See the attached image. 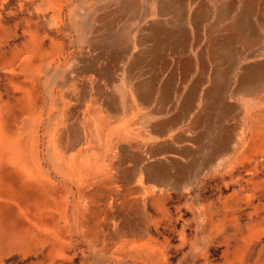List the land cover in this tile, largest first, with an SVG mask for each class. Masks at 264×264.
Returning a JSON list of instances; mask_svg holds the SVG:
<instances>
[{
  "label": "rangeland",
  "instance_id": "1",
  "mask_svg": "<svg viewBox=\"0 0 264 264\" xmlns=\"http://www.w3.org/2000/svg\"><path fill=\"white\" fill-rule=\"evenodd\" d=\"M90 22L99 30L93 47L83 39ZM119 29L172 33L174 53L193 59L187 64V78L179 92L174 90L169 96L167 109L152 99L149 109H162L154 117L139 107L130 113L122 93L105 88L114 109L107 114L103 111L104 116L115 118L117 111L124 121L134 117L136 126L127 130L131 139H122L125 129H119L117 123H107L99 163L68 172L62 179L53 173L45 150V126L60 114L58 95L67 90L59 85L60 75L77 87L71 101L61 99L66 107L62 117L68 120L64 124L80 131L81 122L92 116L94 109L81 105L79 88L86 84L92 100L102 97L93 95L97 75L92 74L89 84L77 71L87 63L102 69L100 36ZM219 40H224L223 53L209 58L210 47ZM260 52H264V0H0V67L3 63L12 66L11 74L0 72V98L16 113L8 125L16 132L22 120H31L38 133L40 167L63 191L61 208L53 209V215L60 218L35 220L3 211L0 226L13 224L25 240L7 246L0 238V264H264V82H258L259 94L251 102L232 93L240 77L260 68L263 62L259 58L249 59ZM19 56H27L28 63L20 70L25 68L23 73L18 69ZM182 66L171 58L168 71L177 73ZM161 74L153 78L155 92L164 82ZM24 79L32 84L26 88L33 100L31 110L16 102L25 87ZM99 85L103 89L101 82ZM195 91L197 106L190 103L184 120L172 126L166 137L141 142L139 130L177 122L182 102L188 105ZM204 95L217 104L213 114L207 113L210 120L199 132L193 119ZM80 133L76 135L77 148L82 142ZM138 140L150 148H165L152 159L144 153V167L163 169V165L173 168L172 172L183 167L186 173L183 185L167 181V193L151 186L148 199L157 198L159 207L144 199V193L135 214L121 209L126 185L123 178L115 176L118 170L110 167L121 161L124 169L131 170ZM107 164L104 172L115 192L106 199L107 204H94L100 214L92 226L96 233H91L90 223L77 220L81 212L93 207L81 199L79 191ZM134 216L135 220L130 219ZM129 242L142 246L130 248Z\"/></svg>",
  "mask_w": 264,
  "mask_h": 264
},
{
  "label": "crops",
  "instance_id": "2",
  "mask_svg": "<svg viewBox=\"0 0 264 264\" xmlns=\"http://www.w3.org/2000/svg\"><path fill=\"white\" fill-rule=\"evenodd\" d=\"M98 32L99 30L97 28H92L91 22L87 23V29H85L83 39L87 40V42H89L88 44L93 47L95 46L94 38H96ZM252 35L254 34H251V36ZM170 36L174 35L161 29H141L138 31L126 29L124 32L122 29L117 31L108 30L100 36L101 39L98 42L101 46H104V65H102V69L87 63L86 66L81 67L77 71V74L81 72L82 76H84L87 81L88 79H92V74L98 76H96L97 79L95 80L93 95L95 97H102L101 99L97 98L92 100L91 95L87 93L86 84L81 85L79 88V94L82 97L81 105L85 108L92 107L94 109V114L86 117L83 123L81 122L80 131L72 128L71 124L66 125L68 120L66 118L64 120L62 117L63 114H66V107L62 104L61 99L68 97V100L71 101L72 97H74V93L77 91V87L74 81L65 78L66 75L61 73V80L58 81L59 85H62V87L66 88L68 91L66 90L62 95H58L60 101L58 114H60L55 116L45 126V135L47 132H51L53 135L55 154L52 161L54 162L56 170L53 169L50 162L51 160L48 159L47 135L45 141L46 161L51 165L53 173L56 176H60L63 179L68 172H80L81 169L85 170L92 162L96 165L99 163L98 160L103 156L106 139L105 132L108 125L107 123L109 122L117 123L118 128L121 130L125 129L124 134L121 136L123 140L131 139L127 134V130L136 126L137 123L134 117L131 116L128 121H124L118 116L117 111H115V118L109 114V119L104 116L103 111L107 114L114 109L112 102L108 99V94L105 93V88H110L115 92L122 93L124 97V99L122 97V100L126 108H128L132 114L139 107L145 110L146 114L154 117L157 114H161L162 109L168 108L170 103L169 96L174 90L179 92V87L185 82L187 72L190 69L187 64L188 62L190 64L193 60H191L189 55L174 53L173 45L176 42L171 41L172 38H170ZM167 37H169L170 40L167 39ZM121 40L125 42V45L122 44ZM222 41L224 40H219L218 43L212 44L210 47L211 50L207 55L209 58L217 57V55L223 53L221 48V44H223ZM35 42L36 41H32V43L36 44ZM171 58L183 64L182 70L177 73L176 71H168ZM256 58H259V60L263 62L260 68L246 78L240 77L235 89L232 90L233 94L242 95L248 102H251V100L253 101V97L259 94L256 93L260 88V86L257 85L258 82H264V52L249 57V59ZM18 59H20L21 63L18 67L20 71L24 63H28L27 56L23 58L19 56ZM10 65L11 63H3L0 67V72L3 71L6 75L11 74L12 66L9 67ZM23 70L20 72L23 73ZM95 71L97 73H95ZM118 71H121V75L117 74ZM160 73H162L160 76L164 78V82L155 92L153 78ZM118 76L121 78H118ZM252 77L253 80L251 79ZM25 78L28 80L27 75H25ZM26 80L24 79L25 87L22 88V94L16 102L21 108L23 107L31 110L32 107L30 102L33 105V100L31 99L32 96H30V92L26 90V88H32V84L30 82L27 84ZM100 82L102 83L103 89L100 88ZM193 89L197 90L196 88ZM190 95L191 100L188 105L185 101L182 102L181 116L177 119V122L176 119L175 122L170 120L163 124L151 126V130L149 131L146 129L139 130L138 134L141 136V142H144V138L154 140L155 138L166 137L167 133L172 129V126L184 120L188 115L187 110H189L190 103L192 102L195 107L197 106V103H195L197 91ZM153 98H155V100L158 99V103L162 109L157 107L149 109V106L152 105ZM215 104H217L215 100L209 99L206 95L198 102L200 110L193 119V124L197 126L196 128L199 129V132L206 122L210 120L207 113L213 114ZM15 118L16 113L12 109V106H9L6 101L0 98V138L7 150L5 156V158H7V163H11L10 165L3 162L4 165L2 164L0 167V220L5 212L12 213L16 217L19 216L21 218L28 216L35 220L47 219L50 217H53L52 220H54V216L60 218V215L57 213L53 215V209L59 210L61 208L59 205L61 200L63 201V191L60 190L57 183L52 182L51 179L47 177V174L40 167L39 153L37 151L38 133L35 125L32 124L31 120H22L20 127L14 129L16 131L14 132L13 127H10L8 124L13 122ZM64 122L66 124H64ZM77 133H80L82 137V142L79 144L80 148L76 147ZM199 137L200 133L197 138ZM115 142L112 143L113 146L117 145ZM141 142L139 140L137 142V152L131 170L127 171L124 169L121 161L113 162L114 164L110 167L111 169L118 170L115 176L123 178L126 185L123 189L124 197L122 198V202H120L121 209L132 210L134 213L139 208L140 196L147 193L144 199H148L149 194H152L149 191L151 186L160 187L162 190H159V192L167 193V191H169V185L166 184L167 181L175 180L183 185L185 181L184 174L186 173L183 167L174 172H172L173 168H165L163 165H161L163 169L159 166H157L158 168L144 167V153L149 159H152L164 153L165 148L162 149L157 146L150 148ZM195 142L196 147L199 148L197 140ZM112 160L113 159H111L110 162ZM36 161L38 165L34 163ZM105 166H108V164L99 168L98 171L94 173L93 179L87 181L79 191L80 194L83 195L81 199L88 205H93V207L87 213L81 212L77 220L85 222V224L90 223L89 231L91 233H96L93 231L92 226L99 221L97 216L100 214L99 208L94 207V204L97 202L107 204L106 199L115 192L111 189L112 187H109L110 180L108 179V174L104 172ZM36 167L40 168V170L37 171ZM20 169L27 170L28 173L35 171L38 175L37 177L27 176L28 180H25L24 178L22 179L24 175L19 174L21 172ZM41 177H44V179L40 182ZM46 177L48 179H46ZM130 195L133 197L128 198L127 196ZM148 200L151 201L150 204L152 206H158L157 204L159 201L157 198ZM3 211L5 212L3 213ZM101 214L103 216V213ZM104 215L106 216L107 214ZM110 216L115 217L118 215L110 214ZM135 218L137 217L134 216L130 219L135 220ZM13 226V224L7 228H2L0 226V238L5 240L7 246H18L17 243H21V241L25 240L24 236L19 233L20 231ZM129 243V247H133L134 249L142 246L137 242Z\"/></svg>",
  "mask_w": 264,
  "mask_h": 264
},
{
  "label": "bare ground",
  "instance_id": "3",
  "mask_svg": "<svg viewBox=\"0 0 264 264\" xmlns=\"http://www.w3.org/2000/svg\"><path fill=\"white\" fill-rule=\"evenodd\" d=\"M83 123V122H82ZM47 153H48V159L49 160H51L50 162H51V165L53 166V169L54 170H56V168H55V166H54V162L52 161L53 159H54V151H55V145H54V141H53V135L51 134V132H47ZM6 148H5V144L3 143V141H1V138H0V167H1V165L3 164L4 165V163L3 162H5V164H10L11 165V163H7V158H5V156H6ZM68 152V151H67ZM34 153H37V152H34ZM53 153V154H52ZM36 165H38V162L36 161V162H34ZM34 164V165H35ZM35 165V166H36ZM36 169H37V171L38 170H40V168H37L36 167ZM18 171V170H17ZM20 173L19 174H21V175H24V176H22V179L24 178L25 180H28V178H27V176L28 177H33V176H35V177H37V173H35V171H32V172H30V173H28V171L27 170H22V169H20ZM35 173V174H34ZM48 177V176H47ZM46 177V179H48ZM42 179H44V177H41L40 178V182L42 181ZM38 183V182H37Z\"/></svg>",
  "mask_w": 264,
  "mask_h": 264
}]
</instances>
